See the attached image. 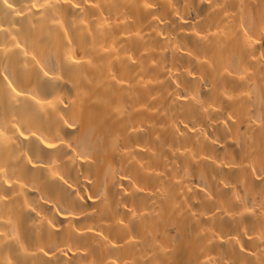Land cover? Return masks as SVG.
I'll return each instance as SVG.
<instances>
[{
	"label": "bare ground",
	"instance_id": "obj_1",
	"mask_svg": "<svg viewBox=\"0 0 264 264\" xmlns=\"http://www.w3.org/2000/svg\"><path fill=\"white\" fill-rule=\"evenodd\" d=\"M0 264H264V0H0Z\"/></svg>",
	"mask_w": 264,
	"mask_h": 264
}]
</instances>
